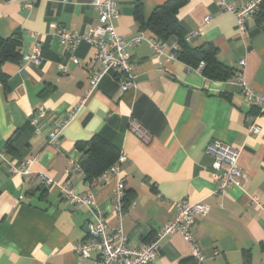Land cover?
I'll use <instances>...</instances> for the list:
<instances>
[{
    "label": "crops",
    "instance_id": "1",
    "mask_svg": "<svg viewBox=\"0 0 264 264\" xmlns=\"http://www.w3.org/2000/svg\"><path fill=\"white\" fill-rule=\"evenodd\" d=\"M93 1L0 0V37L18 32L22 38L19 61L3 60L0 52V264H100L98 253L82 259L74 245L89 238L87 225L96 222L99 211L108 218L110 232L117 227L112 197L119 179L126 186L123 227L131 246L152 241L174 218L176 203L203 202L210 213L193 228L205 255L202 264H264V211L252 202H264V115L256 120L260 133L250 134L259 110L246 103L238 81L242 73L250 89L264 95V0L243 36L235 16L216 0H188L178 12L186 34L198 32L190 44L213 45L219 60L235 70L233 80H209L200 68L178 60L176 40L160 55L142 41L128 47L137 64L134 85L123 92L118 74L110 72L89 94L98 68L92 63L95 49L82 43L75 63L55 31L86 33L97 27ZM167 1L117 0V33L125 40L141 33L152 38L141 29L137 6L148 23ZM252 1L259 0H227L237 7ZM36 46L39 60L24 64L23 57L33 55ZM82 103L52 141L54 128ZM94 138L114 146L112 163L121 152L127 161L119 177L92 187L95 207L89 212L68 203L60 187L43 183L42 176L89 192L94 179L88 180L79 165L77 144ZM217 142L240 152L238 163L246 175L242 186L230 187L225 195L217 191L214 158L207 153ZM2 155L18 166L33 161L29 174L10 173ZM151 264L200 263L177 233L163 242Z\"/></svg>",
    "mask_w": 264,
    "mask_h": 264
},
{
    "label": "built area",
    "instance_id": "2",
    "mask_svg": "<svg viewBox=\"0 0 264 264\" xmlns=\"http://www.w3.org/2000/svg\"><path fill=\"white\" fill-rule=\"evenodd\" d=\"M69 0H63L68 3ZM224 11L233 14L237 20L238 32L240 36L245 35L248 21L256 15L262 4V0L252 1L239 7L230 4L227 0H216ZM99 11V25L89 29L86 33L70 32L64 27H56L55 35L60 42L64 44L71 54V59L79 64V60L75 57V53L82 43H87L95 49L92 63L98 65V68L90 77L89 94L96 91L104 79L110 73L118 74L119 82L123 92H127L135 82L136 78V62L128 51V47L139 45L142 41H147L155 53L160 55L164 48V44L158 43L153 38H147L143 33L133 37L130 40L123 39L116 31L113 21L118 18V2L117 0H94L92 2ZM211 19L207 18L209 22ZM198 32H194L186 36V41L190 43ZM179 46H175L178 50ZM40 57V48L36 46L33 55L23 57V63L38 61ZM159 62V58H156ZM244 61L241 65L244 66ZM203 66V63L201 64ZM238 81L242 87L246 103L250 107L259 110L258 116L254 119V123L248 128L250 134H259L261 129L257 125L256 120L264 115V95H256L248 86L243 74L239 75ZM84 103L74 108L68 117L50 134L52 141H57L63 128L76 116ZM44 116V111H41ZM37 123V121H35ZM39 132V131H38ZM207 153L214 158L213 168L215 170L214 177L219 181L218 193L225 195L227 190L233 186H242L246 175L239 166L240 152L223 143H212L208 146ZM4 161L9 165L10 173L20 176L29 174V169L33 161L27 160L16 165L9 162L4 155ZM127 161L125 152H121L118 160L105 170L99 177L95 178L90 184L91 189L86 194L78 193L75 188L66 182L55 183L48 176L43 175V183L59 186L65 195V200L79 207H85L89 212H93L95 207V194L92 187L103 186L109 183L111 177H119L121 166ZM71 169H66L65 174L69 175ZM114 215L119 223L113 231H109L108 218L101 211L96 215V222H89L87 225L89 238L83 242L74 245L75 253L82 259H90L94 253H98L100 264H151L155 262L160 254L163 242L174 234H181L192 246L193 256L198 263L205 261V255L194 236L193 228L199 217H205L210 213V207L203 202L191 203L183 200L176 203L177 212L174 218L164 225L157 233L156 237L140 247H133L129 244V239L124 232L123 218L126 213V186L122 179L116 183L113 191ZM260 210L264 211V202L258 199H252Z\"/></svg>",
    "mask_w": 264,
    "mask_h": 264
},
{
    "label": "trees",
    "instance_id": "3",
    "mask_svg": "<svg viewBox=\"0 0 264 264\" xmlns=\"http://www.w3.org/2000/svg\"><path fill=\"white\" fill-rule=\"evenodd\" d=\"M187 2L188 0L167 1L155 9L148 23H144L141 4H138L135 16L141 29L149 32L158 43L165 45L171 40H176L179 46L176 51L177 59L194 69L200 68L207 79L219 82L233 80L236 77L235 70L219 60L218 51L213 45L204 43L201 46L194 47L186 41L187 34L178 20V12ZM21 44L22 38L18 32L7 38L0 37L2 59L19 61L20 54L18 50ZM202 63L203 66H201ZM77 148L82 154L79 165L90 181L99 177L113 165L120 155L112 163L115 153L114 146L99 138L78 143ZM108 161L110 162L106 164ZM125 207L127 208V204H125Z\"/></svg>",
    "mask_w": 264,
    "mask_h": 264
}]
</instances>
